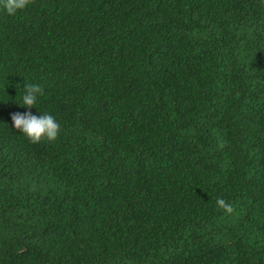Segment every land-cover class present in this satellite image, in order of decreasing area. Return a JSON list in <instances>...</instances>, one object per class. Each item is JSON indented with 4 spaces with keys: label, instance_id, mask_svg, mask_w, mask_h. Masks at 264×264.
I'll return each instance as SVG.
<instances>
[{
    "label": "trees",
    "instance_id": "1",
    "mask_svg": "<svg viewBox=\"0 0 264 264\" xmlns=\"http://www.w3.org/2000/svg\"><path fill=\"white\" fill-rule=\"evenodd\" d=\"M0 264H264V0L0 9Z\"/></svg>",
    "mask_w": 264,
    "mask_h": 264
},
{
    "label": "clouds",
    "instance_id": "2",
    "mask_svg": "<svg viewBox=\"0 0 264 264\" xmlns=\"http://www.w3.org/2000/svg\"><path fill=\"white\" fill-rule=\"evenodd\" d=\"M33 0H0V9L9 16H15L18 12L25 10ZM44 94L41 86L35 84H27L25 92L22 96L23 107L29 109L35 107L38 99ZM12 121L16 130L25 135L32 143H39L44 139L55 141L60 132L61 125L54 115L44 113L39 116L33 115L31 111L27 113H14ZM226 143L223 140L218 141V148L223 150ZM216 206L223 209L227 214L234 212L232 204L218 197Z\"/></svg>",
    "mask_w": 264,
    "mask_h": 264
}]
</instances>
